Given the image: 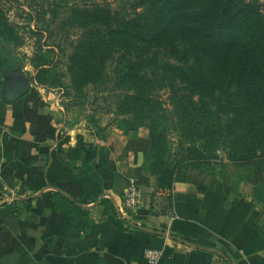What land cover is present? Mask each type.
Returning <instances> with one entry per match:
<instances>
[{"label":"trees","instance_id":"1","mask_svg":"<svg viewBox=\"0 0 264 264\" xmlns=\"http://www.w3.org/2000/svg\"><path fill=\"white\" fill-rule=\"evenodd\" d=\"M131 3L130 14L125 9L111 13L107 5L84 10L87 28L68 55L71 90H107L112 82L120 87L114 97L125 109L116 127L147 130L142 167L154 177L157 191L170 196L175 183H187L200 194L216 184L235 193L233 180L244 172L248 181L264 185V14L259 5L254 0ZM16 45L17 36L0 13V98L1 78L18 63L12 52ZM49 53L39 49L31 61L39 77L50 75ZM155 82L169 92V113L145 118L142 106L152 102ZM219 151L226 162L218 160ZM54 199L71 218H88L87 210L68 199L58 194ZM101 204L103 215L114 214L109 200Z\"/></svg>","mask_w":264,"mask_h":264},{"label":"crops","instance_id":"2","mask_svg":"<svg viewBox=\"0 0 264 264\" xmlns=\"http://www.w3.org/2000/svg\"><path fill=\"white\" fill-rule=\"evenodd\" d=\"M62 112L36 92L0 98V264H264L261 203L219 184L157 191L142 167L145 128L81 127ZM130 183L137 213L123 203ZM55 194L88 218L58 209ZM147 250L160 256L150 262Z\"/></svg>","mask_w":264,"mask_h":264},{"label":"rangeland","instance_id":"3","mask_svg":"<svg viewBox=\"0 0 264 264\" xmlns=\"http://www.w3.org/2000/svg\"><path fill=\"white\" fill-rule=\"evenodd\" d=\"M131 1L0 0L2 18L17 36V45L12 47V52L18 59V63L1 78L2 96L5 86L27 85L24 96L30 92L46 95V101L54 104L55 107L61 106L64 118L71 125L78 124L77 126L88 128L114 127L116 121L121 119L118 114L125 109L121 108L120 101L114 97L116 93H119L120 87H113L112 82L108 84L111 89L107 90L92 86L84 88L81 92L71 90L67 73L68 55L72 52L73 46L83 37L87 28L84 26L88 22L84 10H91L95 5L100 6L99 9L107 5L111 13L125 9V12L130 14ZM254 1L264 14V0ZM39 49L50 51L49 59L52 65L49 67V72L52 76L39 77L37 70L32 66L31 61ZM57 75H60L58 78H61L60 81L63 83L59 86L56 83ZM168 96L169 92L164 84L155 82L151 89L152 102L142 106L141 114L145 118L150 116V113L156 116L168 115ZM171 141L175 143L173 138ZM217 155L218 160L227 161L223 151L217 152ZM240 175V180H233L236 190L232 194L259 202L264 208V185L248 181L249 178L245 172Z\"/></svg>","mask_w":264,"mask_h":264},{"label":"built area","instance_id":"4","mask_svg":"<svg viewBox=\"0 0 264 264\" xmlns=\"http://www.w3.org/2000/svg\"><path fill=\"white\" fill-rule=\"evenodd\" d=\"M123 203L130 213H137L142 208L143 200L140 189L133 183L127 186L123 196ZM145 256L148 261L153 262L160 256V252L156 250H147Z\"/></svg>","mask_w":264,"mask_h":264},{"label":"water","instance_id":"5","mask_svg":"<svg viewBox=\"0 0 264 264\" xmlns=\"http://www.w3.org/2000/svg\"><path fill=\"white\" fill-rule=\"evenodd\" d=\"M27 85L23 84H15L14 86H5L4 87V96L9 102L15 101L16 99H19L20 97L24 96V94L27 91Z\"/></svg>","mask_w":264,"mask_h":264}]
</instances>
